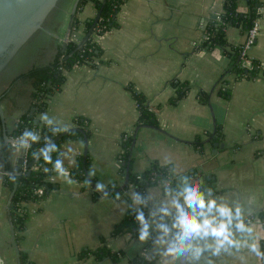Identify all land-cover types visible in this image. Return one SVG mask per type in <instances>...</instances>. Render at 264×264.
<instances>
[{
	"label": "crops",
	"instance_id": "0c3cea01",
	"mask_svg": "<svg viewBox=\"0 0 264 264\" xmlns=\"http://www.w3.org/2000/svg\"><path fill=\"white\" fill-rule=\"evenodd\" d=\"M75 2L68 0L59 21L23 48L16 56L14 68L8 72V79H0V201L6 202V208L10 195L3 186L6 153L11 169L15 170L19 166L20 148L9 144L19 118L31 107L32 81L22 79L7 93L6 90L19 74L54 61L70 32ZM223 2L126 1L117 15L119 26L103 35H93L102 49L100 56L93 64L66 70L64 83L49 97L43 113L62 129L74 127L80 116L90 120L91 171L97 184L107 189L111 184L123 182L119 170L122 136L135 129L139 110L133 92H142L149 104L157 108L160 128L147 127L139 132L133 152L134 170L141 173L157 161L175 167L178 176L194 170L204 176L212 175L218 197L241 201L247 215L245 223L254 226L261 246L264 241V223L259 217L264 211V73L234 82L229 99L217 93L216 84L229 67L230 57L220 47H203V42L206 28L214 21L212 17L219 18L222 13ZM261 2L259 32L247 55L264 66V0ZM246 9V2L241 0L239 10ZM96 15L95 3L88 0L77 14L78 40L84 36L85 21ZM226 35L235 46L243 45L247 38V33L237 26L228 27ZM228 78L233 80V75ZM174 80L189 84L185 97L176 105L170 104V99L177 95V88L172 85ZM200 91L210 93L208 103L199 99ZM215 124L223 128L224 149L219 147V153L214 155L215 147L206 144L204 152H200L192 142L197 137L207 140ZM85 146L84 141L77 140H68L60 146V163L74 183H67L57 172L51 178L58 186L55 191L41 201L24 204L28 217L20 246L29 253L33 264H113L108 259L96 262L94 256L78 260L83 248H97L102 238H106L108 247L124 253L122 264H127L148 245H138V235H111L114 225L131 206L135 189L116 198L107 195L94 198L90 186L71 176ZM149 191L157 202L164 199L161 185L148 188L147 194ZM150 234L155 238L152 229ZM221 261L263 264L246 249L237 256H222L217 264Z\"/></svg>",
	"mask_w": 264,
	"mask_h": 264
},
{
	"label": "trees",
	"instance_id": "16d2710c",
	"mask_svg": "<svg viewBox=\"0 0 264 264\" xmlns=\"http://www.w3.org/2000/svg\"><path fill=\"white\" fill-rule=\"evenodd\" d=\"M87 1L88 0H80L79 2L71 26L70 38L75 31L77 32L79 30L80 22L77 14L82 10ZM92 1L96 5L97 15L96 17L85 21L84 36L92 27H94V29L92 35L88 38L84 46L77 50L78 43L71 38L65 49L62 47L59 48L56 58L52 63L45 66H34L29 71L19 74L12 80L10 86L6 90L7 93L22 79H29L32 81L33 91L31 94V107L19 118L13 131V136L21 137L26 130H31L33 131V134L39 135L38 142H32L30 140V146L27 150L28 166L26 170L23 169L22 165H19L15 170H12L9 164L8 153H6L5 159V168L8 173L3 179V186L11 192L14 185L17 184V189L10 206L9 216L20 247V264H33L30 260L29 253L24 251L20 246V242L23 239L22 232L26 228L25 222L28 217V212L24 204L31 201H41L44 197L57 189V184L52 182L51 178L57 173L55 165L58 161L60 162L61 144L68 140L84 141L85 143V140H89L92 135L90 120L83 116L76 118L75 126L72 127L76 129L67 133L64 137L54 143L58 151L50 152L51 163H45L44 154L40 156L42 152H39V150L46 147V142L48 140L52 142L67 129L62 130V128L53 124L47 125L46 122L41 121L39 117L47 110L49 97L56 91L60 90L64 83V72L77 65L85 63L93 64L95 58L100 56L102 49L93 40V35L95 33L103 35L112 28L118 27L117 15L121 6L128 0ZM240 1L241 0H224L223 11L219 15L220 19H214V21H212V23L206 28V38L203 42V47L208 49L220 47L230 57L229 67L216 84L217 93L227 99L232 95L231 85H233L234 82L242 79H254L260 74V72L264 73V66L261 62L242 54L243 45H232L227 39L226 30L228 27L237 26L240 27L244 33H247L254 25L256 19L261 15L258 10L262 7L261 0H244L247 5V9L244 12L239 10ZM246 59L251 61V66H246L243 63ZM229 75H233V80L228 78ZM172 85L177 88V95L170 99V104L176 105L185 97L189 90V84L174 80ZM133 95L139 110V115L134 131L122 136V150L119 153V170L123 179L122 184H111L104 190H97V187L94 188L95 185L97 186V178L91 171V155L89 150L87 152L83 151L79 155L76 166L71 170L72 177L84 182L86 187H91L94 198L99 197L100 195H105V193H107V196L116 198L130 189H135L142 198H146L147 189L161 185L162 178L170 180L173 188L176 187V178L178 175L175 174V176H173L171 174L170 170L173 167L170 165H162L159 162L154 161L141 173L134 170L133 152L136 147L139 132L147 127L158 129L160 128V122L157 108H154L149 104L147 97L138 90H135ZM199 99L204 103H208L210 100V93L200 91ZM32 108L34 109L33 113H31ZM36 120L37 123L35 122ZM223 139L224 134L222 126L220 124H215L214 130L208 134L207 140L204 141L201 137H197L192 143L200 152H204L206 144L215 147L216 144H224ZM235 147L238 148V144H236ZM38 156L40 157L37 162L30 165ZM45 169L48 171H45ZM185 175H189V179H191V177H193V179L204 177V186L210 187L213 190L214 196L219 194L218 190L215 188L214 177L212 175L204 176L198 170L188 172ZM13 176L16 177L15 183L12 182ZM126 181L127 184L125 185ZM39 187L44 188V195L41 197L36 193V189ZM201 190H204L203 186L201 187ZM144 211L147 218L149 207L145 208ZM259 217L264 223V211L259 213ZM138 228L139 225L135 220V213L130 206L126 211L124 218L114 225L111 235L115 237L124 234H131L132 237H136L138 235ZM150 247L151 241L146 245L145 249ZM145 249L133 257L127 264H149V262L141 255V253H144L145 255L148 254L145 252ZM261 250L264 251V241L261 243ZM77 256L80 262L86 260L90 256H94L96 262L108 259L113 264H122L124 253L108 247L106 244V238H102V244H100V246L95 249L83 248Z\"/></svg>",
	"mask_w": 264,
	"mask_h": 264
},
{
	"label": "clouds",
	"instance_id": "9594fccd",
	"mask_svg": "<svg viewBox=\"0 0 264 264\" xmlns=\"http://www.w3.org/2000/svg\"><path fill=\"white\" fill-rule=\"evenodd\" d=\"M39 119L47 125L54 122L47 113H42ZM18 139L20 145L27 148L30 144L24 141L38 142L39 135L29 130ZM47 145L51 146L39 152L44 153L45 163H51L49 153L58 149L50 140ZM55 169L67 183H74L59 161ZM170 171L175 176V167ZM176 179L175 188L170 180L161 179L164 199L159 202L150 191L146 198L138 192L131 194V208L139 225L137 243L143 246L151 241V247L145 249L148 254L141 253L149 264H217L222 256H237L245 249L264 261L260 237L251 222L245 223L247 215L239 199L228 201L225 197L213 196V190L204 186L203 178L189 179V175H180ZM12 182H16L15 176ZM202 186L204 190H201ZM96 187L97 190L105 188L100 183ZM150 203L152 207L146 218L144 209ZM150 229L154 231L155 238ZM239 258L244 260L242 256Z\"/></svg>",
	"mask_w": 264,
	"mask_h": 264
},
{
	"label": "water",
	"instance_id": "95a60500",
	"mask_svg": "<svg viewBox=\"0 0 264 264\" xmlns=\"http://www.w3.org/2000/svg\"><path fill=\"white\" fill-rule=\"evenodd\" d=\"M80 0H76L73 10H72V19L71 26L74 20V15L76 14ZM60 0H0V75L3 73L7 63L11 61L17 54L26 47L38 34L39 32L47 31V24L50 20L53 11L56 9ZM216 15L212 19H216ZM70 26V31H71ZM94 27L80 40L77 46V50L82 48L88 38L92 35ZM70 32L65 39V42L62 46L63 49L67 47L68 38ZM34 112L32 108L31 113ZM37 123V120L35 121ZM76 128H69L63 133H61L55 140L51 143L54 144L67 133L75 130ZM28 131V130H26ZM14 139H12V142ZM20 144V142L18 141ZM27 144V139L24 141ZM85 149L88 151V140H85ZM47 145L44 149L47 150ZM9 147H12L10 141ZM220 149H224L225 144L215 145L213 154L217 155ZM20 148V157L18 164L22 165L24 162V156L26 153V148L19 145ZM44 153L42 152L40 156ZM38 156L30 165H33L39 159ZM8 173V172H7ZM204 180V177H201ZM127 181L125 182V185ZM96 188V185L94 186ZM17 189V184L14 185L13 190L10 192L8 201H7V210L9 212L10 206L12 204L15 191ZM93 192V190H91Z\"/></svg>",
	"mask_w": 264,
	"mask_h": 264
},
{
	"label": "rangeland",
	"instance_id": "374dc122",
	"mask_svg": "<svg viewBox=\"0 0 264 264\" xmlns=\"http://www.w3.org/2000/svg\"><path fill=\"white\" fill-rule=\"evenodd\" d=\"M72 1V0H71ZM68 0H60V3L53 11V14L48 21L47 28L59 21ZM43 32H39L41 35ZM25 48V47H24ZM17 57L15 56L9 61L0 75L1 81L8 79V72L14 68ZM17 235L14 232V227L11 223L9 212L6 208V202L0 201V264H20L19 250L20 247L17 242Z\"/></svg>",
	"mask_w": 264,
	"mask_h": 264
},
{
	"label": "built area",
	"instance_id": "2783aa9c",
	"mask_svg": "<svg viewBox=\"0 0 264 264\" xmlns=\"http://www.w3.org/2000/svg\"><path fill=\"white\" fill-rule=\"evenodd\" d=\"M259 12L261 13V7L258 9ZM259 20H260V17L256 19L254 25L252 26V28L247 32V38H246V41L245 43L243 44V52L242 54L244 56H248L247 53H248V50L254 45V43L256 42V37L258 35V32H259V28H260V24H259ZM72 40L79 43L80 40H78V36H77V32L75 31L72 36H71ZM70 38V35H69V38L68 40L71 39ZM246 66H251V61L249 59H246L244 62H243ZM19 137H13L14 141L12 142V145L14 147H19ZM27 144H30V140L27 139ZM27 150H28V147L26 148V153H25V156H24V162L22 164L23 166V169L26 170L27 169V166H28V159H27ZM36 193L41 197L44 195V188L43 187H39L36 189ZM263 264H264V261H263Z\"/></svg>",
	"mask_w": 264,
	"mask_h": 264
}]
</instances>
